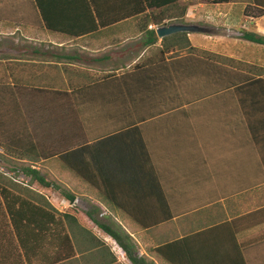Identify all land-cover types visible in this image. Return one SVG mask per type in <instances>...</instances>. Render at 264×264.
<instances>
[{
  "label": "crops",
  "instance_id": "crops-1",
  "mask_svg": "<svg viewBox=\"0 0 264 264\" xmlns=\"http://www.w3.org/2000/svg\"><path fill=\"white\" fill-rule=\"evenodd\" d=\"M39 1L53 28L73 29L75 23L82 24L81 29L85 28L83 0ZM191 1H186L189 7L184 18L189 14ZM197 4L196 8H202L206 4L219 6L205 0H200ZM223 4L228 7L227 11L218 13L216 18L207 15L203 18L194 17L199 18L198 21L201 18L202 24L196 21L175 23L219 29L215 34L188 33L187 36L196 50L233 59L234 68L264 69V62L256 57L259 54L257 52H262L264 45L244 39L238 41V36H242L246 30H254L264 36V15L256 19L244 16L243 9L248 0H232ZM234 5L240 7L233 9ZM234 13L240 14L237 18L238 30L233 29ZM39 16L35 0H0V54L3 55L0 64L7 71L5 75H0V81L8 85L18 83L68 93L81 90V95L72 97L79 114L85 118L100 119L99 122L86 123L84 128L87 143L99 140L107 146L124 149L125 145L134 141L137 149L148 151L157 179H136L139 192L145 190L153 180H158L170 200L171 210L180 215L149 229L140 227L130 218L138 226L135 229L143 232L155 230L163 236L164 239L153 247L188 235L204 234L207 229L223 222L264 209V142L253 141L249 120L238 115L239 106L231 94L210 95L201 99L195 97L192 104H181V107L174 108V103L186 96H167L163 91L159 92L157 83L162 84L159 81H163L165 75L152 69L161 60L158 48L161 47L162 39L157 38L155 44L149 45L150 37L146 31L155 30L156 25L148 24L146 28L141 23L142 18L137 16L75 38L43 28ZM209 19L215 24H205ZM194 34H202L203 39L191 42ZM224 39H233L234 43L238 41L237 45L246 47L245 54L237 50H214L216 43L220 44ZM184 54L185 51H181V55ZM165 59L169 60L167 56ZM136 65L141 69H136ZM142 70L146 72L143 73ZM127 72L134 73L129 77H118ZM136 73L141 75L138 77ZM109 74H116L117 78H108ZM39 112L43 113L41 110ZM134 125L136 127L132 128ZM129 127L134 130L121 132ZM253 132L264 134V123ZM256 182L260 184L248 187ZM38 194L42 193L38 191ZM153 194L157 196V190L149 188L148 197L153 198ZM76 201L77 195L71 204ZM111 208L122 212L113 206ZM144 209L145 212L152 209L149 202ZM261 215L260 221L255 224L241 225L238 243L243 246L244 257L241 255L237 258L238 264H264V218L261 219ZM187 218L191 220L188 221L187 231L182 233L176 223ZM167 224H171L172 232L166 231L168 228L156 230ZM91 231L102 240L104 246L109 247V251L105 249L106 253L111 252L116 256L106 240L107 235L101 230L105 235L99 237ZM216 232L213 231V234ZM129 235L136 249L137 242L132 234ZM203 236L206 241L203 239L202 242L210 243L206 233ZM71 237L76 255L63 264H77L80 262L78 258L87 249L94 247L95 241L91 242L92 237L89 235L81 237L73 234ZM153 247L149 249L151 253ZM93 250L99 255L95 258L90 254V259L83 257L82 261L86 264L90 260L93 261L91 264L117 263V256L115 262H109L112 259L110 255L95 248ZM83 251L84 253H80ZM134 254L137 255L136 252ZM143 255L155 262L147 253L138 256ZM7 256L20 263L15 253L11 256L8 252ZM31 259L40 260L41 255L34 252ZM225 260L220 264H233L236 258L231 261L226 256Z\"/></svg>",
  "mask_w": 264,
  "mask_h": 264
},
{
  "label": "trees",
  "instance_id": "trees-1",
  "mask_svg": "<svg viewBox=\"0 0 264 264\" xmlns=\"http://www.w3.org/2000/svg\"><path fill=\"white\" fill-rule=\"evenodd\" d=\"M186 1L83 0L84 29H81L80 23H75L73 29L53 28L40 1L35 0V5L39 10V22L43 28L77 38L78 35L91 34L137 16L142 18L141 23L146 28L148 24L161 26L183 22L189 7ZM205 1L210 4H223L232 0ZM78 11H81L80 8ZM243 15L254 19L263 16L264 0H248ZM146 31L150 37L148 44H155V30ZM187 34L178 32L164 37L161 41V47L158 48L161 60L152 69L165 75L163 81H159L163 85L157 83L159 92L163 91L167 96H186L175 102L174 108L181 107V104H192L195 97L201 99L210 95L231 94L239 106L238 115L249 120L253 141L263 143V132L253 131L264 123V69L238 66L234 68L233 59L196 50ZM242 38L264 45V36L254 30L244 31ZM181 51H185V54L181 55ZM2 56L0 54V58ZM137 68L141 69L136 65ZM145 70H142L143 73ZM131 73L134 72L118 77H129L133 75ZM140 75L136 73V76ZM108 78L115 79L117 76L109 74ZM73 95H81V90L68 93L18 83H0V149L3 152L0 157L4 160H7L6 157L34 161L55 159L93 188L105 202L121 210L145 229L180 216L171 210L170 200L158 180H153L145 190L139 192L136 179H157L148 151L137 149L134 141L125 145L124 149L107 146L99 140L92 144L87 143L84 128L86 123L99 122L100 119L81 116L74 105ZM125 124L129 126L128 123ZM125 130L134 129L129 127L121 132ZM24 173L40 185L59 191L70 203L75 201L76 195L64 184L54 180L47 181V177L40 175L39 170L26 167ZM7 181L0 173V264H63L76 255L71 237L73 234L91 236V242L95 241L93 248L108 254L105 249L109 251V247L104 246L102 240L92 234L91 229L81 225L75 214L58 212L45 196L27 186L21 187L24 195L15 192L8 187ZM256 184L260 183H251L248 187ZM149 188L157 190V196L153 194V198L148 197ZM148 202L152 209L145 212ZM263 212L264 209H259L207 229L205 233L207 241L210 242L208 244L202 242L203 239L206 241L203 236L205 233H197L161 243L151 251L167 264H220L226 261V256L231 261L236 258L233 264H238L237 258L243 256V246L238 243L241 225L255 224L260 221L259 215ZM263 218L264 213L261 215V219ZM95 224L117 243L130 264H156L145 255L134 254L132 237L128 233L104 223ZM213 231H217L216 234ZM8 252L11 256L15 253L20 263L13 257V260L8 258ZM34 252L41 255L40 260L31 259ZM108 255L112 257L109 262L116 261L115 255L111 252Z\"/></svg>",
  "mask_w": 264,
  "mask_h": 264
},
{
  "label": "rangeland",
  "instance_id": "rangeland-1",
  "mask_svg": "<svg viewBox=\"0 0 264 264\" xmlns=\"http://www.w3.org/2000/svg\"><path fill=\"white\" fill-rule=\"evenodd\" d=\"M200 1V0H199ZM198 0H192V5L189 9V14L186 16V18L183 19L184 22H194L196 21L199 24H202L201 18L200 21H198L199 18L194 19L195 16H201L202 18L204 15L211 17H217L218 13L221 14V12L227 11V6L225 7L224 4H219V6L216 5H209L206 4L202 8H196L199 3ZM240 2H243L244 0H239ZM239 5H234L233 9H238ZM243 7V6H242ZM195 9V11H194ZM197 10V11H196ZM238 16L240 17V14L234 13L233 19L235 21V27L233 29L238 30L239 28L236 27L239 23ZM206 20V19H202ZM208 23L214 25L215 23H212V21L207 20ZM264 23V21H262ZM187 24V23H186ZM190 24V23H188ZM197 35V36H196ZM202 34H194L191 38V42H195L196 39L201 41L203 37ZM238 41H243V38L241 35L238 36ZM238 41L236 43L233 42V39H224L222 43L215 45L214 50H230L232 52H241L242 54H245V48L242 45H237ZM229 48V49H228ZM259 53L256 57L257 59H260L261 62H264V49L262 48V52ZM0 63H2L0 61ZM235 65V64H233ZM7 73L6 69L3 68L2 64H0V75H5ZM3 83V82H0ZM63 83V81H62ZM61 83V84H62ZM0 153L2 152V149H0ZM7 160H4V158L0 157V173H2L8 181L6 182L9 188H12L15 190V192H19L20 194H23V190H21V187H28L32 191H35L38 193L40 191L43 195L46 196V199L48 202L52 205V207L56 208L57 210L61 212H69L75 214V216L79 219V222L84 225L85 227L91 229L94 231V233L101 237L105 234L97 227L95 222L98 223H104L111 228L117 229L118 231H123L124 233L128 232L129 234H132L134 237V241L137 242V248L134 249L137 255H141L144 253L149 254L153 259L155 260L156 264H167L164 262L159 256L156 254H153L149 251L151 247L156 245L159 241H162L164 238L162 235H160L158 232H155V230L151 232H143L139 229H135V227H138L137 224H135L130 218H128L125 214L122 212H118L111 208L110 205H108L106 202H104L101 197L97 194V192L88 186L85 182H83L81 179H79L77 176L73 175L71 172H69L67 169L61 166L59 164L60 162L57 160V162H40V161H34L29 159H14L13 157L9 158L6 157ZM30 167L32 169L39 170L40 175L46 176L47 181H57L61 184L66 185L74 194L77 195V201L74 204H71L67 199H65L61 193L52 187H44L40 185L37 181H33L30 176H28L26 173H24V168ZM60 180V181H59ZM62 181V182H61ZM190 218L178 220L176 225L178 229L183 233L187 231L188 227V221H190ZM95 221V222H94ZM123 225L124 227H122ZM171 224L162 225L156 230H163L166 229V231H173V228L170 227ZM126 231V232H125ZM164 233V232H163ZM106 240L111 245L113 252L116 254L118 260L117 263L119 264H130L128 259L126 258L124 251L118 247L117 243L110 237L106 236ZM131 243H134L133 240ZM80 253H84L80 252ZM94 255L95 258L97 255L96 250H93V248H89L85 251L84 254L78 258L80 262L77 264H86L82 261L83 257H87L90 259L89 255ZM93 263L92 260L88 261L87 264ZM115 263V264H117Z\"/></svg>",
  "mask_w": 264,
  "mask_h": 264
},
{
  "label": "water",
  "instance_id": "water-1",
  "mask_svg": "<svg viewBox=\"0 0 264 264\" xmlns=\"http://www.w3.org/2000/svg\"><path fill=\"white\" fill-rule=\"evenodd\" d=\"M178 32H187V33H203V34H215L219 32V29L202 26L197 24H186V23H169L161 26H157L155 33L158 39H163L166 36L178 33Z\"/></svg>",
  "mask_w": 264,
  "mask_h": 264
}]
</instances>
